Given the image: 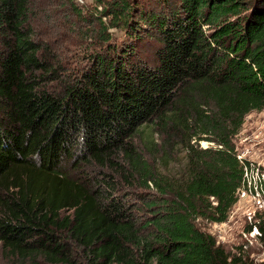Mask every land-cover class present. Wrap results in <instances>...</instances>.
Segmentation results:
<instances>
[{
	"label": "trees",
	"instance_id": "1",
	"mask_svg": "<svg viewBox=\"0 0 264 264\" xmlns=\"http://www.w3.org/2000/svg\"><path fill=\"white\" fill-rule=\"evenodd\" d=\"M95 1L83 21L104 48L51 92L31 0H0L2 247L33 264H74L78 248L95 264H235L197 221L239 201L235 138L264 108V0Z\"/></svg>",
	"mask_w": 264,
	"mask_h": 264
},
{
	"label": "rangeland",
	"instance_id": "2",
	"mask_svg": "<svg viewBox=\"0 0 264 264\" xmlns=\"http://www.w3.org/2000/svg\"><path fill=\"white\" fill-rule=\"evenodd\" d=\"M97 7L95 0H31L34 36L45 48L43 57L48 65L57 68L58 77L46 80L45 85L51 92H63L65 84L68 83L64 81L80 76L88 68L89 55L95 49L103 50L98 21H83L90 13H98L101 10V6ZM110 34L115 42L125 36V32L117 27L110 28ZM140 45L141 53L150 56L158 42L144 38ZM235 144L238 155L259 166L260 172L264 173V108L246 116L245 123L235 138ZM201 146H208V142L202 141ZM171 169L178 173L183 168L174 165ZM254 176L258 179L257 173H254ZM261 177L263 178V175ZM119 188L117 194L126 197L128 195L124 193L131 191L128 202L139 205L138 199L133 195L134 189L130 190V186L122 179ZM259 190L264 201V184H260ZM230 211L228 219L223 223L200 219L197 225L215 237L217 244L225 249L230 256L229 260L235 261V264H264V234L255 226L264 220V203L259 206L248 198H242ZM73 258L74 264H95L92 263L89 253L79 248L74 250ZM33 263L30 259L8 253L0 242V264Z\"/></svg>",
	"mask_w": 264,
	"mask_h": 264
},
{
	"label": "built area",
	"instance_id": "3",
	"mask_svg": "<svg viewBox=\"0 0 264 264\" xmlns=\"http://www.w3.org/2000/svg\"><path fill=\"white\" fill-rule=\"evenodd\" d=\"M239 159L244 165V179L241 188L239 189V200L248 198L252 202L257 203L259 206L264 203L262 200V193L259 190L260 184H264V173L260 172V167L253 162L245 160L242 155ZM257 173L258 179L254 176ZM263 175V178L261 177Z\"/></svg>",
	"mask_w": 264,
	"mask_h": 264
}]
</instances>
